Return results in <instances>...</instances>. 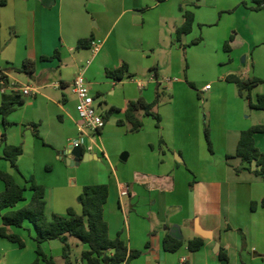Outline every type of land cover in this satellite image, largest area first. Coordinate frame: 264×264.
<instances>
[{
    "label": "crops",
    "instance_id": "crops-1",
    "mask_svg": "<svg viewBox=\"0 0 264 264\" xmlns=\"http://www.w3.org/2000/svg\"><path fill=\"white\" fill-rule=\"evenodd\" d=\"M196 1L54 0L52 4L45 0L51 3L47 6L43 0H0V71L11 83L38 88L36 95L23 96L25 103L7 119L10 124L0 127V162L20 185H26L27 174L45 187L48 217L65 216L69 209L81 214L83 188L107 184L104 216L110 237L121 234L130 250L142 253L129 264H264V177L246 169L237 173L244 167L241 159L227 160L236 154L243 131L264 126V110L251 108L237 86L226 81L230 75L259 78L263 83L251 91L252 103L264 95V52L260 58L253 53L255 47L264 46V10L253 11L252 3L245 6L243 0H228L229 4L208 0L213 8L209 22L214 23L217 12L225 13L212 43L223 48L218 55L224 66L218 67L214 85L206 90L209 84L192 76L199 61L188 49L204 22L198 4L204 0ZM229 10L233 13L226 14ZM186 11L195 15L193 29L178 38ZM232 36L231 50L226 51ZM86 39H92L89 46L77 48ZM201 45V40L194 44ZM57 52L55 58L42 60ZM26 60L35 62L32 75L14 70ZM124 63L130 77L116 80L107 75ZM81 74L97 113L117 111L99 133L91 135L96 152L82 147L97 159L76 164L65 154L80 137L71 84ZM189 82L196 84V90ZM164 86L173 99L156 109L162 118L160 129L152 117H142L144 126L134 134L117 123L125 119L129 102L142 98L151 104ZM197 96L207 99L209 107L204 108ZM2 99L0 91V105ZM205 120L211 127L212 152L203 135ZM3 133L9 145L23 148L18 170L3 158ZM255 141L264 153V133L256 134ZM120 151L125 156L119 164ZM26 193L30 198L22 203L31 199V192ZM0 218L2 227L1 214ZM20 229L10 227V232L25 241ZM167 238L182 246L167 251ZM0 240L7 256V263L0 264H35V237L24 248ZM192 240L203 241L199 250H190ZM83 246L76 264H85ZM42 249L64 264L62 240L44 242Z\"/></svg>",
    "mask_w": 264,
    "mask_h": 264
},
{
    "label": "trees",
    "instance_id": "trees-1",
    "mask_svg": "<svg viewBox=\"0 0 264 264\" xmlns=\"http://www.w3.org/2000/svg\"><path fill=\"white\" fill-rule=\"evenodd\" d=\"M250 1L252 3L249 7L251 10H264V0ZM245 6H247L246 3ZM183 16L185 22L177 29L178 38L184 34H190L195 22L193 12L186 11ZM233 39L234 37L232 36L226 42V51L231 50L230 44ZM91 41L92 39L81 40L77 48H86ZM199 41V39L194 40L192 44H197ZM57 55L58 52L52 57H42V60L52 59ZM14 70L18 73L32 75L35 71V62L26 60L21 68ZM128 73V65L124 63L118 69L108 71L107 75L116 80H122L125 75L130 77ZM226 81L237 86L239 94L249 102L251 108L264 110V95L258 96L257 104H253L250 94L255 87L263 83L261 79L230 75L226 78ZM189 85L194 87L192 83H189ZM244 92H247V94L245 95ZM161 94V90H158L156 98L151 104L146 103L142 98L129 102L125 110V119L117 123L119 125H127L128 131L131 133H138L144 126L142 117H152L156 121L157 128L160 129L162 118L156 109L160 104ZM24 103L25 101L21 93H3L2 104L0 105V127L9 125L8 117ZM115 111L117 109L111 108L104 116L105 120H108ZM259 133H264L263 125L252 126L243 131L238 142L236 154L227 157V160L231 158L241 159L244 167L237 168V173L246 169L252 171L257 176L264 177V153L257 147L255 141V135ZM204 135L209 150L212 152L210 129L207 126L204 128ZM1 143L4 144L3 158L13 168L18 170V160L23 154V148L21 146L9 145L5 133L2 134ZM253 167L254 169L252 170ZM0 179L5 184L4 192L0 194V214L2 215L3 222L2 227H0V236L17 244L20 248H24V240L20 235L11 233L10 227L22 228L25 222L30 223L35 229V241L38 244L35 264L41 260L46 264H58L55 258L47 256L42 249V244L50 240L63 241L62 259L64 264H76L77 261L72 259V245L68 242V237L75 238L87 247V249L81 252V259L85 264H122L123 262L129 264L132 260L141 256L142 253L140 251L128 248L121 234H118L115 238L110 237L109 224L104 216L105 205L109 199V186L107 184L88 185L83 188V192L80 195L81 214L73 209H69L65 216L53 215L52 217H48L46 214V189L44 186L39 185L34 177L27 179L24 186L17 183L15 178L6 172L0 171ZM27 191H30L32 194L29 203L19 210H14L19 203L26 200L25 193ZM261 204L264 207V198ZM255 208L256 203H253L252 209L255 210ZM5 210L6 212H3ZM240 233L243 245H245V235L242 231ZM164 243L165 249L169 252H175L182 246L181 242L168 238ZM202 245V240H192L189 242L191 251L199 250Z\"/></svg>",
    "mask_w": 264,
    "mask_h": 264
},
{
    "label": "rangeland",
    "instance_id": "rangeland-1",
    "mask_svg": "<svg viewBox=\"0 0 264 264\" xmlns=\"http://www.w3.org/2000/svg\"><path fill=\"white\" fill-rule=\"evenodd\" d=\"M191 1H194V3H197L196 0H191ZM225 1H226L227 4H229V1L228 0H225ZM245 2L247 4H249L251 1L250 0H246V1L243 0L242 1V3H245ZM207 3H208V0H204L202 2L199 1V3H198L199 4V10L203 14L204 22L200 26V28H198V33L197 34L195 33L194 36H193V38H191L190 42L188 43V49L191 51V54L190 55L192 57H194V58H198V61H199V63L196 66H194V68L192 69V76L194 78L196 77L197 78V79L195 78L196 80H203L204 82H207V84H209L210 87H212L214 85L213 79L216 77L218 67H221L222 68L224 66V65H221L219 63V55H218V51L219 52L220 51H224V50H222L223 48L222 47L221 48H216L215 47V44H212V43L215 40V33H216L215 27H217L220 24V21L219 20L222 18V16L225 13L217 12L216 19H215L214 23L209 22V21L212 20L211 17H213V14L210 12V10H212L213 8L209 7L207 5ZM232 13H233V10L226 11V14H232ZM206 20H208V21H206ZM197 39H199V40H201V42H203V45H201L200 47L194 46V44H192V42H194V40H197ZM263 52H264V46H259L257 48L255 47L253 49V53L256 56V58H258V57L260 58V55H262ZM194 53H195V55H194ZM243 58H244V56L241 55L240 58H239V62L240 63H242ZM225 65H226V63H225ZM189 83H191V82H189ZM193 86L194 87H191L189 85V87L191 89L196 90L197 86H196L195 83L193 84ZM166 90H167V88L165 86L161 90L162 94H161L160 104H159L158 108L161 107L164 104V101L165 100H166V103H167V102H169V101H171L173 99L172 98V93L171 92H167ZM197 99L201 103V105L204 106V108H208L209 107V104H207V102H206L207 99H205V98L204 99L198 98V96H197ZM209 125H210V123L205 120L204 123H203V131H204L205 126L209 127V129H210V137H211V127ZM129 134H134V133L129 132ZM203 135H204V132H203ZM204 137H205V135H204ZM93 152H96V149H94ZM101 155L102 154H100V159H101L100 161L101 162L104 161V165L107 166L108 161L106 159L104 160L103 155L102 156ZM124 156H125V151H120V155L118 157L119 164L122 163L121 160L123 159ZM105 158H107V157H105ZM2 164L3 163L0 164V167H1L0 168V171L8 173L7 171H4L2 169L3 168ZM114 164H117L115 162V160H114ZM104 165H102L101 168H104ZM19 169L21 170V172H23V169H21V167H19ZM80 171H83L82 168H80ZM25 176H26L25 177L26 180L29 179V178H31L29 175L27 176V174ZM0 181L3 182L1 179H0ZM2 192H4V190L1 191L0 194ZM25 197L28 200L30 198L29 193H25ZM28 203L29 202H27V203L26 202L25 203H19L14 208V210H19V209L23 208L25 205H27ZM3 212H6V210L3 211ZM0 221H1V218H0ZM20 231L25 236V241H24L25 242V246L31 244L32 243V241H31L32 240V237L33 238L35 237L34 228L32 226H30L29 224L24 223L23 224V227L20 229ZM0 239H1V236H0ZM69 240L71 241V244H72V251H73L72 252V259L75 260L76 256L78 254H80V251H81V249L84 246H83V244H81L75 238L70 237ZM3 241H5V243H8V240H3ZM75 242L77 244L79 243V247H77L75 245ZM1 248L2 247H0V258H1L0 259V262L7 263V260H6L7 259V256L1 250Z\"/></svg>",
    "mask_w": 264,
    "mask_h": 264
},
{
    "label": "built area",
    "instance_id": "built-area-1",
    "mask_svg": "<svg viewBox=\"0 0 264 264\" xmlns=\"http://www.w3.org/2000/svg\"><path fill=\"white\" fill-rule=\"evenodd\" d=\"M95 45V43H94ZM0 87L3 93L18 92L23 96L36 95L38 88L34 85L20 87L16 83H11L7 74L0 71ZM210 85L206 86V90L210 89ZM72 93L77 98L76 111L79 118L80 137L72 143V147H83L88 152L94 151L97 145L90 139L92 134L99 133L105 126L106 120L104 116L97 113L94 106V98L90 93L88 83L83 74L78 75L71 84ZM122 264H128L123 262Z\"/></svg>",
    "mask_w": 264,
    "mask_h": 264
},
{
    "label": "water",
    "instance_id": "water-1",
    "mask_svg": "<svg viewBox=\"0 0 264 264\" xmlns=\"http://www.w3.org/2000/svg\"><path fill=\"white\" fill-rule=\"evenodd\" d=\"M43 1L45 2V0ZM48 2L45 3L47 4V6H50L51 3ZM51 2L53 4L54 0H51ZM65 155L69 157L76 164H79V162L82 160L86 162L92 159H97V157H94L92 154L84 153L82 147H70Z\"/></svg>",
    "mask_w": 264,
    "mask_h": 264
}]
</instances>
